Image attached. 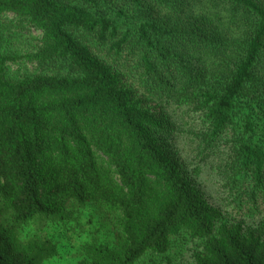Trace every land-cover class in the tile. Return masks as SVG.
I'll use <instances>...</instances> for the list:
<instances>
[{
	"label": "trees",
	"instance_id": "obj_1",
	"mask_svg": "<svg viewBox=\"0 0 264 264\" xmlns=\"http://www.w3.org/2000/svg\"><path fill=\"white\" fill-rule=\"evenodd\" d=\"M86 205L74 264H264V0H0V264Z\"/></svg>",
	"mask_w": 264,
	"mask_h": 264
},
{
	"label": "rangeland",
	"instance_id": "obj_2",
	"mask_svg": "<svg viewBox=\"0 0 264 264\" xmlns=\"http://www.w3.org/2000/svg\"><path fill=\"white\" fill-rule=\"evenodd\" d=\"M32 34V33H31ZM35 36L34 34H32ZM185 153H192L191 149H183ZM199 181L209 194L210 200L217 204H224L223 194L217 185V174L214 168L209 165H200ZM71 219L63 224L43 222L36 225L31 222L23 230V239L29 238L37 233L41 236L51 238L57 245V255L50 260L51 264H74L83 257L84 246L90 241H108L112 237L109 225L97 214L95 208L86 205L84 208L72 210ZM264 213L254 222L261 224L260 219Z\"/></svg>",
	"mask_w": 264,
	"mask_h": 264
}]
</instances>
